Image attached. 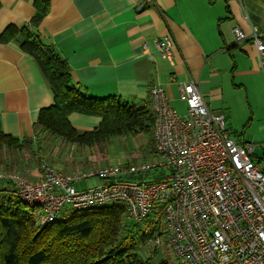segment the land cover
Masks as SVG:
<instances>
[{
    "label": "crops",
    "instance_id": "obj_1",
    "mask_svg": "<svg viewBox=\"0 0 264 264\" xmlns=\"http://www.w3.org/2000/svg\"><path fill=\"white\" fill-rule=\"evenodd\" d=\"M49 8L34 30L68 62L74 84L93 98L118 97L138 104L151 101V88L162 86L171 106L185 115L187 104L178 86L197 82L209 108L224 113L223 77L216 57L226 52L233 56L238 50L260 74L255 45L234 43L230 35L235 27L251 35L257 27L249 13L254 21L262 17L264 0H49ZM35 13L34 0H0V36L10 25H27ZM225 26H232L231 32ZM262 28L263 32L257 29L264 33ZM166 35L174 43L173 64L161 57L155 44ZM20 44L21 39L0 44V119L3 132L22 141L40 132V112L55 101L36 61ZM70 121L80 133L101 123L98 117L80 114H73ZM53 139L48 138V146ZM70 146L72 151L80 148ZM153 158L150 154L149 160ZM254 160L264 168L263 160ZM32 172L34 178L42 177L38 168ZM85 182L90 187L101 183L90 179L76 185Z\"/></svg>",
    "mask_w": 264,
    "mask_h": 264
},
{
    "label": "built area",
    "instance_id": "obj_2",
    "mask_svg": "<svg viewBox=\"0 0 264 264\" xmlns=\"http://www.w3.org/2000/svg\"><path fill=\"white\" fill-rule=\"evenodd\" d=\"M233 34L236 43L255 45L264 73V33L253 28L248 35L235 27ZM155 44L173 64L171 36ZM178 89L187 104L185 115L171 106L162 86L151 88L152 160L76 175L42 162L37 180L17 173L0 174V180L41 209L42 225L54 222L65 208L84 211L123 202L136 223L153 212L162 214L179 264H264V168L255 162L252 145L230 137L226 114L209 108L197 82ZM90 179L101 183L76 187Z\"/></svg>",
    "mask_w": 264,
    "mask_h": 264
},
{
    "label": "trees",
    "instance_id": "obj_3",
    "mask_svg": "<svg viewBox=\"0 0 264 264\" xmlns=\"http://www.w3.org/2000/svg\"><path fill=\"white\" fill-rule=\"evenodd\" d=\"M34 6L30 23L8 26L0 44L21 39V50L36 61L55 103L41 110L40 132L34 139L21 141L6 135L0 119V170L18 174L36 163H47L49 137L93 148L114 137L146 134L153 154L152 99L130 104L118 97L93 98L76 86L68 62L34 30L49 14V0H34ZM73 114L98 117L101 123L91 132L80 133L70 121ZM161 215L153 212L136 223L126 205L116 202L84 211L65 208L54 222L42 225L41 209L23 202L9 182L0 180V264H150L152 258L145 257L149 243L167 235Z\"/></svg>",
    "mask_w": 264,
    "mask_h": 264
},
{
    "label": "rangeland",
    "instance_id": "obj_4",
    "mask_svg": "<svg viewBox=\"0 0 264 264\" xmlns=\"http://www.w3.org/2000/svg\"><path fill=\"white\" fill-rule=\"evenodd\" d=\"M249 16L250 21H253V26L258 29L261 28L260 31L263 32L264 12L257 21H254L252 14L249 13ZM232 21L231 19L227 22L231 23ZM225 27L228 28V31L230 27L231 32L232 26ZM230 36L231 41L235 43L234 35L231 33ZM232 54L233 56L228 52L220 54L216 57V63L214 62L222 71V95L225 103L224 113L227 116L228 133L237 142L245 141L253 145L255 148L254 157L264 161V84L260 78V74H263L264 77V73L262 69H259L260 74L254 72L253 61L238 50ZM54 140L56 142H53ZM53 141L49 146L46 145L50 158L45 161L60 171L71 170L72 173L76 174H82L78 173L80 171L91 172L105 166L141 164L149 161L151 154L149 150L151 137L146 134L114 137L103 146L76 147L73 151L71 146L64 143L63 140L54 138ZM5 156L7 157V153ZM40 163L30 166L26 171L21 170L24 173L18 174L28 175L32 180H37L38 178L32 176V171L34 168L41 170ZM6 172L4 169L0 170V174ZM85 184L83 186L77 184L76 186L78 189L90 187V185ZM64 217L65 213L61 214L60 219ZM164 224L163 230L167 231L166 221ZM145 257L152 258L150 264H179L166 234L163 238H157L149 243Z\"/></svg>",
    "mask_w": 264,
    "mask_h": 264
}]
</instances>
